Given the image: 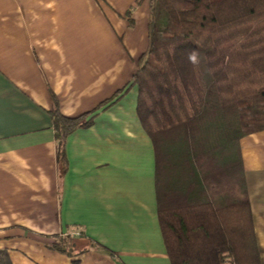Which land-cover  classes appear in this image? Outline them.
Here are the masks:
<instances>
[{"label":"crops","instance_id":"obj_1","mask_svg":"<svg viewBox=\"0 0 264 264\" xmlns=\"http://www.w3.org/2000/svg\"><path fill=\"white\" fill-rule=\"evenodd\" d=\"M151 4L0 0V264H172L132 84ZM55 110L92 117L66 137L63 163ZM241 151L264 264V130Z\"/></svg>","mask_w":264,"mask_h":264},{"label":"trees","instance_id":"obj_2","mask_svg":"<svg viewBox=\"0 0 264 264\" xmlns=\"http://www.w3.org/2000/svg\"><path fill=\"white\" fill-rule=\"evenodd\" d=\"M132 84L172 264H262L241 139L264 130V0H152ZM52 116L63 163L66 137L92 117Z\"/></svg>","mask_w":264,"mask_h":264}]
</instances>
